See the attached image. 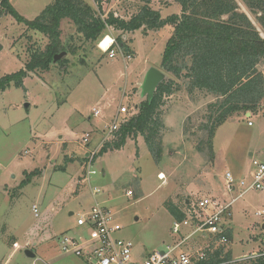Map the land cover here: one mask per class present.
Here are the masks:
<instances>
[{
    "label": "rangeland",
    "instance_id": "rangeland-1",
    "mask_svg": "<svg viewBox=\"0 0 264 264\" xmlns=\"http://www.w3.org/2000/svg\"><path fill=\"white\" fill-rule=\"evenodd\" d=\"M84 1L96 8L93 0ZM235 1L264 37L242 0ZM50 2L10 0L27 19ZM138 3L102 0L101 6L104 12L127 19L137 11ZM151 7L162 17L180 11L173 0H152ZM61 31L62 43L75 50L57 60L66 58L67 62L52 61L48 71L29 73L22 86L11 83L0 94V264H90L72 251H63L59 238L83 233L76 218L94 203L91 187L99 189L96 199L109 208L120 226L117 236L132 242V260L140 262L148 252L178 239L171 231L173 217L167 202L182 206L184 199L230 200L240 192L238 181L251 179L252 160L264 161V98L252 112H237L216 126L208 145V104L220 98L198 90L189 96L186 80L175 79L178 88L164 97L161 107L164 129L158 160L143 136H130L120 149L98 152L90 167L95 173L90 182L83 181V155L98 145L102 129L110 124L119 105L127 107L126 118L137 115L135 105L145 99L140 94L145 72L156 67L165 78H174L160 67L172 28L165 25L146 34L141 29L126 33L123 39L131 51L123 52L130 59L109 58L102 51L117 31L108 29L99 42L102 50L98 44L85 43L68 20L62 22ZM47 42L43 34L10 14L3 15L0 77L23 68L29 46L44 49ZM257 68L264 76V58ZM93 108L100 110L98 115H93ZM86 133L88 142H83ZM34 170L30 182L21 187L24 172ZM226 173L234 179L231 194L225 188ZM128 190L131 195L126 194ZM262 210L264 189L247 190L232 203L227 225L229 247L236 258L264 250V213L255 214Z\"/></svg>",
    "mask_w": 264,
    "mask_h": 264
},
{
    "label": "trees",
    "instance_id": "trees-1",
    "mask_svg": "<svg viewBox=\"0 0 264 264\" xmlns=\"http://www.w3.org/2000/svg\"><path fill=\"white\" fill-rule=\"evenodd\" d=\"M137 1V11L127 19L112 11L104 12L102 0H93L96 8L84 0H51L33 19H27L14 9L10 0H0V18L10 14L18 23L48 38L44 49L33 44L28 47V60L22 69L0 77V94L11 83L22 86L29 73L48 71L55 54L62 51L74 54V48L61 40L64 20L70 21L76 33L89 44L97 45L108 29L119 32L115 41L126 53L131 51L123 39L126 33L141 29L146 34L170 25L172 32L162 52L160 67L174 78H164L150 101L145 98L136 105L137 115L126 118L115 132L116 140L106 142L100 154L108 149H120L127 138L139 134L158 160L162 151L161 130L164 129L161 107L164 97L177 90L175 79L186 80L184 86L189 96L198 90L220 98L208 104L210 114L205 125L208 145L214 128L221 122L237 112L245 114L256 109L264 98V76L257 68L264 58V37L247 14L239 10L235 0H173L180 11L166 17L151 7L152 0ZM242 2L264 32V0ZM57 62L62 64L67 59ZM34 173L35 170L24 172L20 186L29 183ZM185 204L186 199L182 206L167 202L166 207L173 218L181 219ZM228 236L231 238V231ZM219 254L220 250L216 249L207 263L264 264V250L245 260H233L229 252L223 258H219Z\"/></svg>",
    "mask_w": 264,
    "mask_h": 264
},
{
    "label": "built area",
    "instance_id": "built-area-1",
    "mask_svg": "<svg viewBox=\"0 0 264 264\" xmlns=\"http://www.w3.org/2000/svg\"><path fill=\"white\" fill-rule=\"evenodd\" d=\"M110 43L103 52L108 53L109 58L121 55L124 59H130L125 55L115 38L110 36ZM98 42V46H99ZM93 115L99 114V109L93 108ZM127 107L120 104L112 115L111 122L103 129L102 136L97 146L87 149L85 155L86 173L83 181L90 182V177L95 173L91 164L100 151L99 147L110 141L119 126L126 120ZM120 114H123L120 117ZM250 124V122H248ZM89 134L83 137V142H88ZM254 167L250 180L238 181L240 192L230 200L219 197L200 198L194 202L186 201L181 209L184 216L181 219L172 220L171 231L178 239L165 246L164 249H154L148 252L140 262L132 260V242L117 236L120 226L112 218V213L104 204L100 203L96 196L99 194L97 187H91V195L94 203L86 214H80L76 218V225L82 228L83 233L77 236L64 235L59 238L62 250L72 251L75 255L85 258L90 264H208V259L214 255L216 249L220 250L219 258L230 253V238L227 220L231 217L230 207L232 203L250 189H264V161L252 160ZM234 179L230 173L225 174V188L228 194L233 191ZM131 195V191L126 192ZM33 210L36 211L35 205ZM264 210L257 211L261 215ZM252 253L242 258L233 260H245L257 256ZM32 264H36L33 262ZM211 264H222L211 263Z\"/></svg>",
    "mask_w": 264,
    "mask_h": 264
},
{
    "label": "water",
    "instance_id": "water-1",
    "mask_svg": "<svg viewBox=\"0 0 264 264\" xmlns=\"http://www.w3.org/2000/svg\"><path fill=\"white\" fill-rule=\"evenodd\" d=\"M66 51H62L58 54H55L53 57V61H57L62 57L63 54H65ZM165 78V74L162 70L151 67L149 68L145 74L143 81L140 84V94L142 97L145 96V98L150 101L153 97L154 91L156 89V86ZM25 107H28V104H25ZM250 113H247L249 115ZM28 256L33 257L34 254L30 250H26L25 252Z\"/></svg>",
    "mask_w": 264,
    "mask_h": 264
},
{
    "label": "crops",
    "instance_id": "crops-1",
    "mask_svg": "<svg viewBox=\"0 0 264 264\" xmlns=\"http://www.w3.org/2000/svg\"><path fill=\"white\" fill-rule=\"evenodd\" d=\"M136 105H137V104H136ZM136 105H135V107H136ZM163 125H164V123H163ZM102 131H103V129H102ZM85 155H86V153H85L83 156L85 157ZM160 174H161V173H160ZM70 214H71V213H70ZM262 229L264 230V224H262ZM229 231H230V229H229ZM14 244H16V242H15ZM16 247H18V246H16ZM229 249H230L229 251H230V255H231V257H232V258H236V256H234V254H233L232 247H229ZM5 262H6V261H4L3 264H5Z\"/></svg>",
    "mask_w": 264,
    "mask_h": 264
},
{
    "label": "bare ground",
    "instance_id": "bare-ground-1",
    "mask_svg": "<svg viewBox=\"0 0 264 264\" xmlns=\"http://www.w3.org/2000/svg\"><path fill=\"white\" fill-rule=\"evenodd\" d=\"M110 42H111V41H110ZM110 42H109V43H110ZM99 47H100V45H99ZM160 178H163V174H160Z\"/></svg>",
    "mask_w": 264,
    "mask_h": 264
}]
</instances>
